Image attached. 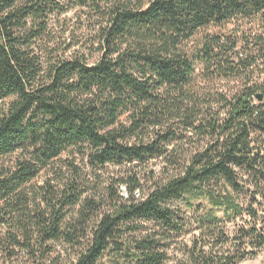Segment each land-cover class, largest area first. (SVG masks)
<instances>
[{
	"label": "trees",
	"instance_id": "1",
	"mask_svg": "<svg viewBox=\"0 0 264 264\" xmlns=\"http://www.w3.org/2000/svg\"><path fill=\"white\" fill-rule=\"evenodd\" d=\"M72 7L95 61L49 46L50 15ZM151 159L164 174L143 191L134 167ZM77 160L132 172L83 197ZM263 249L264 0H0L2 264H238Z\"/></svg>",
	"mask_w": 264,
	"mask_h": 264
},
{
	"label": "rangeland",
	"instance_id": "2",
	"mask_svg": "<svg viewBox=\"0 0 264 264\" xmlns=\"http://www.w3.org/2000/svg\"><path fill=\"white\" fill-rule=\"evenodd\" d=\"M81 14L78 12L77 8H70L66 12L63 13H55L50 15L49 17V36L53 38V42L49 44V46H57L59 49V52L65 55L66 57H69L73 54L74 51H80L85 52L88 54V61L92 62L95 61L98 56L99 52L94 50L93 48H88L87 42H88V36L90 34V31L86 29V27H80V18ZM233 26H231V29ZM70 44V46H69ZM66 49V50H65ZM217 87L219 89H224L225 91L234 90L236 88V84L231 81H221L217 83ZM183 146V155L186 154L184 157H186L189 152L192 150L193 145L185 143V141L182 142ZM183 157V158H184ZM79 166L83 168L84 175L83 178L87 180L86 182V188L84 190L83 197L86 196H94L95 198H102L104 199L106 197V188L109 186L110 183H114L118 179H126V174H130L132 171H129V168H131V165L123 166V167H117L112 165H107L103 168L97 169L96 173H88L90 170L89 167L84 166L80 163L79 160L76 161ZM165 166L164 161L161 159H151L148 161L147 164L144 165H138V167H134V169L137 171V176L140 179L139 182L142 186V190L146 191L147 188L151 184V176L154 178L161 177L164 174L163 167ZM64 178L70 177V173L64 170ZM129 171V172H128ZM86 172V173H85ZM172 172V169L170 170ZM50 174H47L45 172H40V174L37 176L36 181L38 184H42L44 179L48 177ZM120 190L123 195H125V189L123 186H120ZM107 199V198H106ZM72 208L70 213L73 214ZM194 227V226H192ZM227 231L229 234L233 231V223L226 225ZM194 234V232H192ZM192 234L186 233L185 235H181L177 238L176 243L179 242H189ZM179 245H173L171 253L175 256L176 254H180L178 249ZM60 249L57 247V250ZM67 249L68 252H70V248L67 246H64L63 251ZM64 253V252H62ZM70 254V253H69ZM69 254H63V257L66 258L69 256ZM67 255V256H66ZM56 256V253H53L49 256V260L53 259ZM26 254L24 252H21L19 255L18 260H25ZM108 256H104L103 259L99 262V264H109ZM3 255L0 251V264L3 263ZM264 263V249L261 250L256 256L252 258H245L238 262V264H263Z\"/></svg>",
	"mask_w": 264,
	"mask_h": 264
},
{
	"label": "water",
	"instance_id": "3",
	"mask_svg": "<svg viewBox=\"0 0 264 264\" xmlns=\"http://www.w3.org/2000/svg\"><path fill=\"white\" fill-rule=\"evenodd\" d=\"M258 100H261L262 99V96L261 95H257L256 96Z\"/></svg>",
	"mask_w": 264,
	"mask_h": 264
}]
</instances>
